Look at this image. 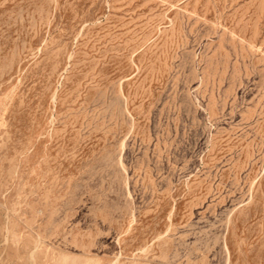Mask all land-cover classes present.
Returning a JSON list of instances; mask_svg holds the SVG:
<instances>
[{
    "label": "rangeland",
    "instance_id": "rangeland-1",
    "mask_svg": "<svg viewBox=\"0 0 264 264\" xmlns=\"http://www.w3.org/2000/svg\"><path fill=\"white\" fill-rule=\"evenodd\" d=\"M0 255L264 264V0H0Z\"/></svg>",
    "mask_w": 264,
    "mask_h": 264
},
{
    "label": "bare ground",
    "instance_id": "bare-ground-1",
    "mask_svg": "<svg viewBox=\"0 0 264 264\" xmlns=\"http://www.w3.org/2000/svg\"><path fill=\"white\" fill-rule=\"evenodd\" d=\"M50 227H51V225H50ZM44 228V227H43ZM53 229V228H52ZM50 232V231H49ZM43 237V236H42ZM66 241V240H65ZM64 244V243H63ZM66 244V243H65ZM89 249V248H88ZM1 256V255H0ZM71 258V257H70ZM64 264V263H63Z\"/></svg>",
    "mask_w": 264,
    "mask_h": 264
}]
</instances>
